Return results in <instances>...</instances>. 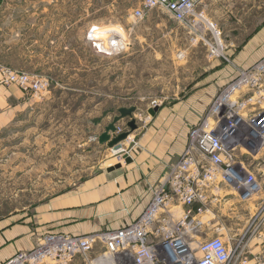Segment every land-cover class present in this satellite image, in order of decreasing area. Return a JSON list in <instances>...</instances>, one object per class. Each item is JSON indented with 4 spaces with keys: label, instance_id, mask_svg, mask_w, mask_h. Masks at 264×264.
Here are the masks:
<instances>
[{
    "label": "rangeland",
    "instance_id": "rangeland-1",
    "mask_svg": "<svg viewBox=\"0 0 264 264\" xmlns=\"http://www.w3.org/2000/svg\"><path fill=\"white\" fill-rule=\"evenodd\" d=\"M142 1L0 0V64L48 81L43 92L24 91L29 101L44 104H33L18 125L0 132V223L10 226L11 217H16V223L27 225L25 220L30 216L28 224L38 232L41 226L34 222L38 203L76 191L85 180L111 165L125 166L124 155L128 153L135 159L147 148L144 140L162 129L158 118L164 110L172 116L181 112L186 116L182 122L187 125L186 140L152 185L149 205L154 191L192 143L189 132L204 123L213 99L242 71L254 69L264 59V53L254 59L246 51L249 40L264 34V0H206L202 8L217 28L215 33L205 20L190 27L159 8L137 19L133 11ZM30 22H45L47 27L45 31L27 29ZM60 22L64 24L57 27ZM93 24L113 30L118 36L96 35L101 47L98 50L87 37ZM115 40L128 45L113 54L104 52L112 51L109 43ZM27 52L35 55L25 58ZM91 88L126 96L120 103L136 105L138 128L122 142L120 150L89 141L101 128L98 123L103 116L118 113V109L102 107L119 104L116 99L106 102L97 94L92 96ZM203 93L209 95L210 101H205L202 108H176V103L199 98ZM155 107L158 111L152 115L149 111ZM118 126L126 130L127 120L126 125ZM259 157L264 160V150ZM263 160L253 162V167L264 179ZM262 193L264 197V189ZM263 199L259 198L255 205V201L242 205L246 209L241 211L243 219L232 218V212L227 210V219L214 220L223 227L225 239L233 243L249 225L258 206L260 224L257 233H250L241 246H245L242 264H264ZM112 229L116 228L99 231ZM78 258L86 264L83 257Z\"/></svg>",
    "mask_w": 264,
    "mask_h": 264
},
{
    "label": "built area",
    "instance_id": "built-area-1",
    "mask_svg": "<svg viewBox=\"0 0 264 264\" xmlns=\"http://www.w3.org/2000/svg\"><path fill=\"white\" fill-rule=\"evenodd\" d=\"M205 1L143 0L133 15L143 19L153 9H164L190 27L205 20L215 33L217 28L202 8ZM101 28L93 24L87 36L98 50L100 40L95 31ZM127 45L123 40L111 41L112 51L104 52L113 54ZM0 73L3 84H16L35 93L47 90L48 81L39 75L4 65ZM234 93L237 104L222 116L216 113ZM262 102L264 59L254 69L242 71L223 91L214 111L210 109L199 125L200 131H191L192 143L154 191V199L138 219L116 229L87 234L45 232L33 248L19 250L1 264H69L78 257H83L86 264H242L245 246H241L250 233H257L260 224L258 206L249 225L233 243L225 239L223 227L214 220L229 216L227 210L233 215L246 210L242 205L256 201L255 196L264 189L252 159L264 150V127L257 125L258 119L237 115V108L245 113ZM215 124L216 133L203 131ZM122 131L118 128V132ZM98 249L101 252L96 255Z\"/></svg>",
    "mask_w": 264,
    "mask_h": 264
},
{
    "label": "crops",
    "instance_id": "crops-1",
    "mask_svg": "<svg viewBox=\"0 0 264 264\" xmlns=\"http://www.w3.org/2000/svg\"><path fill=\"white\" fill-rule=\"evenodd\" d=\"M45 24V22H30L26 28L45 31L47 27ZM63 24L64 22H60L57 27ZM24 40L29 41L30 39L25 38ZM34 42L37 43L38 40ZM88 42L93 43L89 40ZM246 46L249 48L246 51L250 53L252 58L260 57L264 53V34L254 40H249ZM34 55L35 53L27 52L25 58L31 59ZM89 93L92 96L95 94L101 96L106 102L118 100L117 107H114V103L111 106L106 104L102 107L105 110L113 108L119 110L123 107L136 106L123 103L127 97L117 96L114 92H98L91 88ZM122 99L123 102L120 103ZM205 101L209 102L210 99L208 94L203 93L200 94L199 98L192 97L186 102L176 103L175 106L178 110L191 111L202 108ZM33 104L42 106L44 103L29 101L28 95L16 84H3L0 73V132L8 126L14 128L15 125H18V121L31 109ZM109 115L103 116L98 123L101 128L90 136L89 141L101 147L106 145L107 148L112 149L107 143L101 144L99 142V135L112 122L116 114ZM185 117L181 112L172 116L169 111L164 110L158 118L162 129L152 133L150 139L144 140L143 144L147 145L145 153L139 154L132 163H126L125 166L122 165L120 169L112 172H108L106 169L103 173L85 180L76 191L62 193L38 203L34 212V222L41 226L37 228L39 229L38 232L29 226L28 223L32 221L30 216L25 220L27 225L16 223V217H11L10 226L0 223V264L19 250L33 248L40 237L39 234L45 232L88 233L109 227L119 228L135 221L148 206L147 204L153 194L152 185L162 177L164 165L176 157V153L181 150L186 140L187 125H182ZM120 124L126 125V119ZM259 198H264L263 193L257 198V201L253 202L254 205ZM234 217L243 219V214L239 212L232 216V218ZM222 218L227 219L228 217ZM47 228L52 229L47 230ZM99 253L100 250L98 249L96 255ZM69 264L82 263L81 259L76 258Z\"/></svg>",
    "mask_w": 264,
    "mask_h": 264
},
{
    "label": "water",
    "instance_id": "water-1",
    "mask_svg": "<svg viewBox=\"0 0 264 264\" xmlns=\"http://www.w3.org/2000/svg\"><path fill=\"white\" fill-rule=\"evenodd\" d=\"M158 111V107L150 109V113L155 115ZM136 107H123L118 110V113L114 116L112 122H110L105 130L99 135V142L101 144L107 143L108 146L115 150H120L122 142L128 139L129 135L138 128L137 121L135 119ZM127 120V129L118 132L119 123L123 120ZM124 160L127 164H130L134 161L132 156L128 153L124 155ZM122 163H117L116 165H111L107 168L108 172H112L116 169H120Z\"/></svg>",
    "mask_w": 264,
    "mask_h": 264
},
{
    "label": "bare ground",
    "instance_id": "bare-ground-1",
    "mask_svg": "<svg viewBox=\"0 0 264 264\" xmlns=\"http://www.w3.org/2000/svg\"><path fill=\"white\" fill-rule=\"evenodd\" d=\"M113 30H109V29H103V28H101V29H98L97 31H96V35H99V37H105V38H107V37H117L118 36V34H114L113 32H112ZM120 32V31H119ZM118 32V33H119ZM98 37V36H97ZM246 83V82H245ZM227 88V87H226ZM225 88V89H226ZM224 89V90H225ZM223 90V91H224ZM223 91L215 98V99H213V101H212V104L210 105V108H209V111H210V109L212 110V111H214V109L216 108V105L218 104V102L220 101V97H221V95H222V93H223ZM224 98H226V96L224 97ZM237 95H236V93H234V94H232L231 95V97L230 98H228V100H227V102L226 103H224L222 106H220V108L217 110V112L216 113H218L219 115H223L224 113H225V111L230 107V106H235L236 104H237ZM209 111H208V113H209ZM262 111H264V102H262L261 103V106H258V104H256L255 106H252L251 107V110H249V111H247V112H245V113H243L242 112V109L241 108H237V115H239V116H241V117H243L244 119H248V120H257V125H259L260 127H264V113H262L261 114V112ZM208 113H207V115H208ZM207 117V116H206ZM206 117H205V119H206ZM235 118V116L233 117V119ZM199 125H200V123L198 124V125H196L194 128H192L191 130H190V132H189V134H192V130L193 129H195L194 131H196V132H198V131H200V127H199ZM217 127H218V125L217 124H215V125H212V126H210L209 128H205V130H203V131H205L207 134H213V133H216V131H217ZM192 131V132H191ZM202 131V130H201ZM190 137V136H189ZM260 155L258 154L257 156H255L254 158H252L253 159V161L255 162V161H257V160H260V159H262L263 160V158L262 157H259ZM264 161V160H263ZM262 182H263V179H262ZM261 182V185H263V188H264V183H262ZM262 192V191H261ZM261 192H259L256 196H255V198H258L260 195H261Z\"/></svg>",
    "mask_w": 264,
    "mask_h": 264
}]
</instances>
